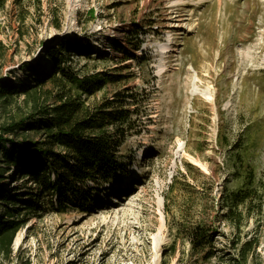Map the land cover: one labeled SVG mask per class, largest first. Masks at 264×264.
<instances>
[{
	"label": "rangeland",
	"instance_id": "rangeland-1",
	"mask_svg": "<svg viewBox=\"0 0 264 264\" xmlns=\"http://www.w3.org/2000/svg\"><path fill=\"white\" fill-rule=\"evenodd\" d=\"M17 7L7 0L0 9V79L32 84L46 70L47 47L61 38L88 42L92 57L72 53L71 68L122 75L88 102L136 92L132 107L140 112L132 117L142 128L119 148L127 172L88 211L30 215L0 264H199L186 238L195 223L214 231L206 248L217 255L235 253L236 239H253L248 264H264V0H22ZM22 97L0 121L28 111ZM237 152L254 170L262 202L234 229L219 218L218 196L223 184L243 183Z\"/></svg>",
	"mask_w": 264,
	"mask_h": 264
},
{
	"label": "trees",
	"instance_id": "trees-1",
	"mask_svg": "<svg viewBox=\"0 0 264 264\" xmlns=\"http://www.w3.org/2000/svg\"><path fill=\"white\" fill-rule=\"evenodd\" d=\"M6 2L0 0V9ZM12 2L21 8L22 0ZM23 17L20 13L19 19ZM54 27L60 24L54 23ZM90 48L88 42L78 45L75 39L61 38L45 50L46 70L36 71L32 84L0 79V113L9 112L20 95L29 108L18 119L11 115L0 121V253L4 255L12 252L14 238L30 215L69 208L88 211L96 203V194L127 172L119 148L128 135L142 128L140 117H132L140 112L139 107H132L139 97L122 89L88 102L107 83L122 78L120 73L79 74L71 68L72 53L91 58ZM4 50L0 41V58ZM31 132L37 137L29 138ZM235 156L243 183L234 190L223 184L218 206L223 210L219 218L237 229L249 213L260 209L262 191L257 189L252 167L242 162L238 152ZM17 181L21 182L16 185ZM213 232L203 223L187 229L190 252L200 251L199 264H207L211 258H216L213 264H248L253 239H236L235 253L217 255L213 247L206 248L212 245ZM171 248L174 250L173 245Z\"/></svg>",
	"mask_w": 264,
	"mask_h": 264
},
{
	"label": "bare ground",
	"instance_id": "bare-ground-1",
	"mask_svg": "<svg viewBox=\"0 0 264 264\" xmlns=\"http://www.w3.org/2000/svg\"><path fill=\"white\" fill-rule=\"evenodd\" d=\"M162 49H164V46L162 47Z\"/></svg>",
	"mask_w": 264,
	"mask_h": 264
}]
</instances>
